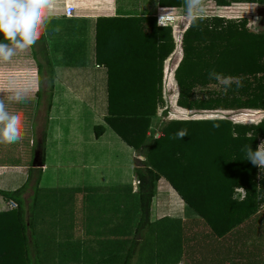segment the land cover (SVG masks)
Wrapping results in <instances>:
<instances>
[{
  "label": "trees",
  "instance_id": "16d2710c",
  "mask_svg": "<svg viewBox=\"0 0 264 264\" xmlns=\"http://www.w3.org/2000/svg\"><path fill=\"white\" fill-rule=\"evenodd\" d=\"M209 1L219 6L231 2L264 3V0ZM157 4L186 6L184 0H157ZM109 18L121 22L111 24L106 33L96 30L94 45L95 52L113 54L110 56L113 62L107 67L102 119L134 154L132 173L138 217L125 248L120 246V253L97 264L109 260L117 264H153V243L155 241L154 246L158 247L161 237L155 233V239L147 241V252L140 249V243L147 228L152 232L161 230L160 226L152 227L161 218H151L155 182L160 177L198 215L200 224L216 236L246 222L251 214L252 225H259L258 216H253L264 201V170L261 172L258 166L246 160V151L249 147L255 150L258 139L264 138V116L254 123L234 122L226 117L153 120L156 109L163 105L161 67L173 48L171 29L157 25L153 15ZM246 22L244 17L200 15L190 18L181 34V57L173 69L178 106L264 109V31H252ZM0 42H6L3 36ZM123 53L126 55H117ZM121 61H125V67ZM212 71L222 77H238L243 86L237 89L233 84L227 93L212 91L204 97H194L195 86L216 81L209 78ZM102 129L101 124H94V136ZM153 129L160 132L156 138L148 132ZM184 129L187 136L172 138ZM43 136L42 131V142ZM32 145L39 146L34 140ZM38 153L42 158L43 151ZM30 169L27 167L24 180L17 187L0 188V196L15 204L0 210V264H40L32 220L41 170L37 168L32 193L25 202L23 193L29 183ZM239 186L246 191L242 202L233 199L234 189ZM139 251L141 258L137 257ZM258 251L252 246V264L257 262L254 257ZM156 255L159 264H165V255Z\"/></svg>",
  "mask_w": 264,
  "mask_h": 264
},
{
  "label": "rangeland",
  "instance_id": "374dc122",
  "mask_svg": "<svg viewBox=\"0 0 264 264\" xmlns=\"http://www.w3.org/2000/svg\"><path fill=\"white\" fill-rule=\"evenodd\" d=\"M202 8L203 11L197 12L196 16L244 17L247 19L246 26L248 29L254 32L264 31L262 25L259 27L251 24V16L264 11V3L231 2L228 5L219 6L212 1L202 0ZM156 14H170L172 16L171 20L165 21L167 24L165 26H169L171 29L173 48L162 61L160 85L163 105L156 109L153 120L158 118L161 120L169 118L226 117L234 122L254 123L258 114H261L255 113V108L186 109L175 103L177 85L173 69L181 57V34L191 16L186 6L174 7L167 13L159 11L154 14V17ZM1 37L2 35H0ZM30 56L31 52H28L27 48L23 51L18 50L17 54L7 61L0 60V67L5 70L3 73L0 72V75H12L11 71L9 72V69H7L11 65H21L22 68H27V63L31 64ZM172 58H174L173 61ZM42 59H44L43 56ZM13 73L19 75L15 71ZM27 76L34 83L32 72L28 73ZM2 77L7 78L8 76ZM4 83L0 80V85ZM193 91L194 97H204L212 91L221 93L224 88L222 84L215 81L205 86H195ZM18 95L22 98L25 97L22 93H18ZM6 96L2 94L1 99L9 111ZM28 105L29 111H32L28 115L30 118L19 115L22 120L21 138L14 142L13 147L8 144L6 148L7 143H0V164L22 165L23 163L25 168L22 170L25 171V175L27 167L30 166L29 183L23 193L25 202L29 200L32 193V184L37 168L41 167L43 169L40 172L38 171L39 179L32 220L39 263L97 264L118 254V252L120 253V246L125 248L126 239L132 236L138 217L137 193L135 192L132 173L134 154L131 153L132 149L129 146L127 147L110 128L111 132L119 138L116 137L121 142L120 144L126 146V152L121 149L110 151L106 146L102 147L104 142L93 139L91 136L93 134L92 126L102 123L100 119L105 114V103L90 106V118L87 117L89 116L87 107L82 105L71 106L72 109L69 113L72 114L74 122L71 123L72 121H70L68 127L73 126L76 131V138H73L75 142L69 145H65L64 141L62 143L55 142L58 136L53 135L60 131L61 126H56V116L53 111L56 108L61 109L62 106H50L48 120H46L47 134L41 147L43 151L42 158L37 151L34 152L32 142L33 139L38 140L39 138L40 128L42 129L44 123V114H46V106L41 105L32 110L31 99ZM43 108L44 112L42 113ZM62 116L64 115L57 118L60 119ZM51 118H54L53 121ZM65 122L66 120L62 118V123L65 124ZM148 132L150 131L148 130ZM5 148L7 150L13 148V150L7 152L4 151ZM16 176H18L17 173H13L12 170L10 172L0 171V188L11 189L18 186L24 178ZM163 180L161 178L156 182L158 188L163 186ZM157 187H155V192ZM233 195L239 196L236 191ZM153 197L152 220L156 219V216L160 213L171 212V209H167L166 201L161 200L159 194H155ZM44 200H46V206ZM5 208H9V202L0 196V210ZM173 221V219L164 217L157 223L154 222L152 227L160 226L161 230L152 232L147 228L144 234L145 237L140 243V249L147 252L149 250L147 241L154 240L153 235L158 233L161 239L157 246L159 248L164 247L162 251L165 253L166 240L168 241L167 229L171 225H175L172 224ZM170 229H173V227ZM137 257L141 258L140 251ZM105 264L117 263L109 260Z\"/></svg>",
  "mask_w": 264,
  "mask_h": 264
},
{
  "label": "crops",
  "instance_id": "0c3cea01",
  "mask_svg": "<svg viewBox=\"0 0 264 264\" xmlns=\"http://www.w3.org/2000/svg\"><path fill=\"white\" fill-rule=\"evenodd\" d=\"M65 5H70L72 8L69 16L63 15ZM172 9L174 7H159L157 0H54L49 22L42 28L40 39L28 47V52H33V55L29 57L31 64L27 63V68L11 65L7 69L12 75H0V80L5 82L0 85V99L2 94L7 95L6 104L10 108V113L17 112L18 115L30 118L28 117L32 113L28 105L30 99L32 110L41 105L46 106L39 138L33 139L36 145L39 144L38 147L34 146V152L42 151L41 132H44L43 139L46 138V120H48L50 106H62L61 109L56 108L53 111L56 116V126H61L60 131L53 135L58 136L55 142L64 141L65 145H69L73 144L75 142L73 138H76L73 126L68 127L70 121L74 122L72 114L69 113L71 106L87 107L89 113L87 117L90 118V106L103 103L106 105V73L108 64L113 62V58L110 57L113 54L95 52V31L106 33L111 24L121 22V20L110 19L109 17L112 16L128 14L154 16L159 11L167 13ZM96 18H99L97 22H95ZM117 55L123 56L126 53ZM121 62V65L125 67V61ZM0 68V72L3 73L4 68ZM14 71L19 75H14ZM31 72L34 75V83L27 76ZM1 76L8 77L1 78ZM18 93H22L25 96L23 98L26 99ZM255 113L261 114H258L254 122L264 116V109H256ZM60 115H64L60 118L61 120L57 118ZM62 118L66 120L65 124L62 123ZM53 119L51 118L52 121ZM100 121L103 126L102 132L97 137L92 134L93 139L104 142L102 147L106 146L110 151L121 149L126 152V146L120 144L118 137L111 132L102 119ZM261 141H264V138L258 139L256 148ZM8 144L12 145L11 147L14 146V143H7L6 148ZM6 148L4 151L13 150V148L12 150ZM24 168L23 163L22 165L0 164V171L12 170L13 173H17L18 178L25 177V171L22 170ZM160 179L161 177L157 181ZM156 182L155 187H157ZM163 182V186L157 187V191H154V196L159 194L161 200L166 201L167 209H171V212L160 213L156 219L168 217L174 220L172 224L175 225L167 229L168 241L166 240L165 253L162 251L164 247L154 246V241L153 264H159L157 253L165 254V264H252V246L256 250L259 249L258 255L254 257L257 261L255 264H264V201L253 216H258L256 222L259 225H252L251 214L246 222L235 226L222 236H216L207 226L200 224L198 215L179 198L166 181L163 180ZM171 227L173 229H170Z\"/></svg>",
  "mask_w": 264,
  "mask_h": 264
},
{
  "label": "clouds",
  "instance_id": "9594fccd",
  "mask_svg": "<svg viewBox=\"0 0 264 264\" xmlns=\"http://www.w3.org/2000/svg\"><path fill=\"white\" fill-rule=\"evenodd\" d=\"M189 15L195 19L196 13L203 11L202 0H184ZM54 0H0V35L6 42H0V60H9L17 51H23L34 45L41 37L42 28L49 22ZM210 79H215L223 85L225 93L235 84L239 89L243 86L238 77H222L212 71ZM22 120L18 114L10 113L4 101L0 99V143H14L21 138ZM218 127V125H216ZM187 130L178 131L173 139H183ZM246 160L254 166L264 170V141H261L255 150L249 147L246 151ZM239 201L246 197L245 188L237 187ZM233 199H237L234 195Z\"/></svg>",
  "mask_w": 264,
  "mask_h": 264
},
{
  "label": "built area",
  "instance_id": "2783aa9c",
  "mask_svg": "<svg viewBox=\"0 0 264 264\" xmlns=\"http://www.w3.org/2000/svg\"><path fill=\"white\" fill-rule=\"evenodd\" d=\"M72 8L70 5H65L63 7V15L65 16H69L71 14ZM172 16L170 14H156L155 15V22L157 25L163 26V25H167L165 21L167 20H171ZM168 24H170L168 22ZM150 134L152 135V137L156 138L160 135V132L153 129L152 132L150 131ZM9 207H13L15 204L13 201L9 200Z\"/></svg>",
  "mask_w": 264,
  "mask_h": 264
},
{
  "label": "water",
  "instance_id": "95a60500",
  "mask_svg": "<svg viewBox=\"0 0 264 264\" xmlns=\"http://www.w3.org/2000/svg\"><path fill=\"white\" fill-rule=\"evenodd\" d=\"M263 15H264V11L259 12L258 14L252 15L251 16V24L256 26L255 21L259 20V18L262 17ZM262 26L264 27V21L262 22Z\"/></svg>",
  "mask_w": 264,
  "mask_h": 264
},
{
  "label": "flooded vegetation",
  "instance_id": "af4514ba",
  "mask_svg": "<svg viewBox=\"0 0 264 264\" xmlns=\"http://www.w3.org/2000/svg\"><path fill=\"white\" fill-rule=\"evenodd\" d=\"M264 21V15L259 18V20L255 21L256 26H261Z\"/></svg>",
  "mask_w": 264,
  "mask_h": 264
}]
</instances>
